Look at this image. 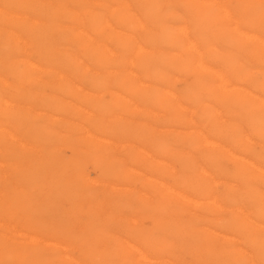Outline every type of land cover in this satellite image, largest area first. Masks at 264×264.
<instances>
[{
	"label": "bare ground",
	"instance_id": "6f19581e",
	"mask_svg": "<svg viewBox=\"0 0 264 264\" xmlns=\"http://www.w3.org/2000/svg\"><path fill=\"white\" fill-rule=\"evenodd\" d=\"M50 1L52 2V0H49V2ZM6 2H4L3 5H5ZM240 2H238V3H240ZM255 2L256 1H254V3ZM9 3H6V4L10 5ZM259 4H258V6H259ZM12 5H15V3ZM16 5H17V3H16ZM46 5H48V3ZM59 5L61 7H63L62 3ZM79 5H82V4H79ZM124 5H126V4H124ZM124 5H122V6H124ZM184 5H186V4H184ZM189 5L191 6V4H189ZM219 6H220V4H219ZM253 6H257V5L253 4ZM42 7L40 9H42ZM125 7H127V6H125ZM13 8H16V7H13ZM33 8H35V7H33ZM60 8H59V10H60ZM63 8H62V10L64 11L65 9H63ZM79 8H81V7L79 6ZM45 9H46V7H45ZM53 9H54V7H53ZM73 9H71V10H73ZM260 9H263V8L260 7ZM18 10H20V9H18ZM49 10H48L47 14H49ZM125 10L126 9H124V7H122L121 11H123V13ZM194 10H196V9H194ZM234 10H233V12H234ZM237 10H239V8ZM56 11H58V10L56 9ZM63 11H60V13H62ZM222 11L226 15V17L229 15L228 13H225L227 10L224 11L222 9ZM35 12H36V9H35ZM238 12H240V10ZM254 12L256 13V10ZM248 13H250V12H248ZM33 14H34V12H33ZM39 14L37 16H41ZM224 14H223V16H225ZM66 15H67V13H66ZM95 15H96V13H95ZM120 15L123 16L122 13ZM128 15H125L126 17H123V18H127ZM259 15H257V16H259ZM74 16H73V18H74ZM230 16H232V15H230ZM9 17H7L8 20H9ZM48 17H50V16H48ZM55 17H56V15H55ZM55 17H50V18H55ZM57 18H59V17H57ZM95 18H97V17H95ZM255 19H256V17H255ZM255 19L253 18V20H255ZM5 20H7V19L5 18ZM31 21H32L31 23L34 25L33 22H35V20L34 21L31 20ZM14 22H15V20H14ZM55 22H56V20H55ZM8 23H11V22H8ZM22 23H24V21ZM31 23H29V24L31 25ZM41 23H39V24H41ZM92 23H94V21ZM92 23H91V25H92ZM94 24H96V22ZM94 24L92 26H94ZM232 24H234V23H232ZM252 24H253V22L251 21V19L250 20L248 19V23H246L244 25L245 26L244 29L234 27V30H233V28H232L233 32L235 30H238V32H236V34H238V35L234 37L232 34L233 32H231L232 38H229V35H228V37H226L229 40L228 44H231V45H234L237 47L239 46L238 48H240V47H243V45H245L246 43H248L250 41V39H254L256 42L264 43V40L261 37L254 36L255 34L249 35L248 30L249 29L251 30ZM263 24L264 23H262V25ZM30 25H29V27H30ZM45 25L47 26L48 24H45ZM52 25H54V24H52ZM106 25H108V23H106ZM139 25H141V24H139ZM225 25H226V23H225ZM229 25H230V23H229ZM27 26H28V23H27ZM41 26H43V25H41ZM50 26H51V24H50ZM50 26L48 28H51ZM231 26H233V25H231ZM38 28H39V26H38ZM109 28H112V27L110 26ZM30 29H32V27ZM179 29H181V30L178 33L184 34V33H181V31L184 32L183 30H185L186 28L183 30H182V28H179ZM24 30L26 31V28H24ZM53 30H58V29L54 28ZM145 30L146 29H144V31ZM227 30L230 31L231 27H229V29L227 28L226 30H224V32H226ZM40 31H41V29H40ZM59 31L61 33L60 29L57 32H59ZM257 31H259V29ZM8 32L11 34L10 30ZM27 32H29V29ZM34 32H36V31L34 30ZM37 32L39 33L38 30H37ZM145 32H143V34ZM196 32L197 31H195V33ZM220 32H221V28H220ZM31 33H33V32H31ZM53 33H56V32H53ZM35 34L38 35L37 33H35ZM44 34H46V33H44ZM173 34H174V32H173ZM47 35H48V33L45 36H47ZM144 35H146V34H144ZM45 36H43V37H45ZM127 36H129L130 37L129 39H131V40L134 39L130 35H127ZM127 36H125V37L128 39ZM195 36L197 37L198 35L195 34ZM43 37H41V38H43ZM57 37L58 36H56V38ZM182 37H183V35H182ZM16 38H17L16 42L17 41H18V43L23 42L24 47H25L26 40H22L17 35H16ZM33 38H34V36H33ZM35 38H37V37H35ZM41 38H39V40ZM46 39H47V37H46ZM36 41L38 42L37 39H36ZM172 41H174V40H172ZM177 41H179V39ZM208 41H210V40H208ZM3 42H4V40H3ZM41 42L39 41V43L43 44L42 40H41ZM201 42L202 41L200 40V43ZM39 43H38V45H39ZM45 43H47V42H45ZM206 43H208V42H206ZM51 44H56V43H51ZM187 44H186V47L187 46L189 47L190 44L189 45H187ZM4 45H5V43H4ZM34 45L38 46L37 44H34ZM58 45H59V43L57 44V46ZM192 45H193V43L191 44V46ZM98 46H100V45H98ZM44 47H48V46L45 45ZM177 47H178V45H177ZM182 47H184V45ZM7 48H8V46H7ZM138 48L140 49V46ZM217 48H219V47H217ZM217 48H216V50H217ZM221 48L222 47H220V49ZM233 48L231 50H233ZM51 49H54V48H51ZM51 49H49V50H51ZM105 49L108 50V47H105ZM139 49H138V51H140ZM192 49L194 50L193 46H192ZM229 49H230V47H229ZM235 49H237V48H235ZM252 49H254L252 51L256 50L253 47H252ZM257 49L258 50H256L255 52H258L261 50L260 48H257ZM4 50H5V48H4ZM46 50H48V48ZM142 50L144 51V49H142ZM225 50L226 49H224V52H225ZM34 51H35V49H34ZM53 51H51V52H53ZM196 51H197V49H196ZM236 51L238 52V50H236ZM246 51L249 52L248 50H246ZM240 52L242 53L243 51H240ZM8 53H10V52H8ZM48 53H50V52L48 51ZM62 53L63 52L61 51V54ZM186 53H189V52H186ZM241 53H240V56H241ZM10 54H11L10 56H12V53H10ZM51 54H53V53H51ZM259 54L258 53L256 54L257 57L259 56ZM14 55H13V57H14ZM18 55H19V53H18ZM59 55L57 57H59ZM110 55H111V53H110ZM191 55H193V54H191ZM199 55L201 56V53ZM228 55L226 57H228ZM4 56H5V58L10 57V56H7L5 54H4ZM188 56H190V55H188ZM188 56H187V58H190V57L192 58V56H190V57H188ZM218 56L219 55H217V52H216L215 53V58H216L215 63L217 65L216 66L217 69H213V72H212L213 77L211 76L213 78L212 81H214V79H215L216 80L215 82L219 83V85H217V86L215 84L216 87L212 86V87H214V89L216 88L214 90V93H212L210 95L207 94L205 91L206 89H204V88H206V86L204 88H202V86L197 87V88H194V87L190 88L189 87V88H187V91L184 94L185 101L183 100L182 97H178V98L174 97L169 92V95L170 96L172 95L173 97L171 96V98L169 99L168 97L165 96L166 99L159 100L158 101L159 103L157 102L158 103L157 105L161 106L166 112V115L163 116V119H162L163 120L162 126L164 127V129L167 132H171V130L173 129L172 131L173 132L176 131L175 133L178 137H184L185 138V144H184L185 148H183V149H181V148L176 149L177 147L174 149L170 146V144L168 142L163 141V140H156V141L151 143L148 141V139L146 137H142V136L138 135L137 133H134L133 127L131 125L129 126L128 123H126V125H123V126L120 125L119 127L111 128V127H108V125L111 122L110 120H108V121H110L109 124H106V122L102 118H99V117H97L91 113H88V112L86 113V116H84L82 119L78 118V120H80L79 123L77 124L78 131L80 133L79 135H81V137L86 141V143H87L86 151L88 149V152H89V153L84 154L86 156V158H88L89 161L90 160L93 161L94 166L99 168L100 172L111 171V174L113 175V177L115 176L119 180L120 186L128 187L127 194L125 197L128 196V197H132L133 199L140 198L141 195H143V194L138 190L137 187L142 185L144 188H146V189L148 188V190L150 189V191L157 198L156 199L154 197L156 199L155 205L150 206L147 204V202H145V203H142L139 205L140 208L139 207H136V208L133 207V204H132V207L130 208V205H129L130 202H129V204H127L128 201L126 199H125V202L118 199V203L120 204V206L122 208L127 207V208L133 210L134 212L138 208L140 209V211L138 209V211H136L135 214L133 213L134 215H136L137 212H139L138 215L140 217L134 216L132 221L129 220L132 223V225L134 224L135 227L126 228L124 225H121L120 230H119L120 232H118L117 236H109L108 235V238L105 239V243L102 242L104 244L101 243V245L100 244L98 245L100 247V249L98 248V246L95 248L93 243L98 240L97 234L99 235V233H101L103 231L96 230V227L94 224L96 219L94 217L89 218L90 221L88 223L86 222V224L83 226V229L85 227L86 230H84V232H82V233L75 232L74 230L71 231L72 228L70 229V233H69L67 230L63 231L62 229L51 228V229L55 230V231H52L48 227H43V225H45V223H44L45 222L44 221L45 216L42 220L39 218V215L38 216H32L34 214L27 215L28 213H26L27 216L23 217L24 215H22L23 218L17 219L16 213H15V210H16L15 206L16 205L14 203H18V202L10 201V197H9L10 186L7 184V187L4 185L3 192L0 195V264H113L111 259L113 260L114 258H115L114 259L115 262H116V260H118L119 262H121V264L130 263L132 261V259H134L136 262H138V264H240V261H238V260H241V259H238L239 256L242 258V260L246 259L247 264H264V146H263L264 142L262 141L263 145L262 144H256L253 141L254 140L253 139V130L251 129V127L253 125H255L258 130L259 129L264 130V122H263L264 121L263 120L264 110L261 111L263 114L257 113L255 110H253L252 107L254 104L253 103L254 95L251 91H252V84L254 82L252 83V81H251L252 78L248 74L245 73L246 69L241 70L242 69L241 65L238 63V61H235L236 56H235V59H233V60L230 58H226L225 62L221 59V57H218ZM220 56H221V53H220ZM231 56H232V54H231ZM24 57H25V55H24ZM60 57L58 59L62 60V58H60ZM199 57H198V59H199ZM229 57H230V55H229ZM259 57L261 58L262 56H259ZM42 58H43V56H42ZM70 58H71V55H70ZM7 59L8 58H6V60ZM251 59H252V56H251ZM253 59H254V57H253ZM13 60L14 59H12L11 61H13ZM38 60H39V58H38ZM44 60H46V56H45ZM79 60H80V64H81V62H82L81 59H78L76 61H79ZM181 60L179 61V63L181 62ZM256 60H254V61H256ZM8 61H9V59H8ZM184 61L182 60V62H184ZM198 61H200V60H198ZM47 63L49 64L48 61L46 62V64ZM252 63L249 65H252ZM7 64H9V63H7ZM7 64H5V65H7ZM12 64L10 66H14ZM149 64L151 65L152 63H148V65ZM52 65H54V63ZM148 65H146V66L149 67ZM155 65H153V66L155 67ZM180 65H181V63H180ZM65 66H68V64ZM158 66L160 67L159 64H158ZM181 66L183 67V65H181ZM199 66H200V64H199ZM257 66H258V63H257ZM32 67L37 68L38 66H36V64H34L33 62H31L28 59L25 61H23V60L19 61V64H18V66H16V69L18 68V75H19L20 79H22L24 77H25V79H28L29 76L26 77V75L28 74V70H30V68H32ZM255 67L256 66H253L254 69H255ZM260 67H259V70H260ZM13 68L15 69V67H13ZM204 68H205V66H204ZM246 68H248V67H246ZM6 69H5V72H6ZM37 69H39V67ZM250 69H251V67H250ZM262 69H263V67H262ZM47 70H50V69L47 68ZM78 70H80V69L78 68ZM81 70H83V69H81ZM85 70H86V68H85ZM10 71L8 70L7 73ZM243 71H245V72H243ZM1 72H2V68H1ZM15 72H16V70H15ZM31 72H33V71H31ZM69 72H71V71H69ZM205 72L211 73V71L208 69H205ZM12 73H14L13 70H12ZM72 73H74V72L72 71ZM75 73H76V71H75ZM42 74L44 75L46 73H42ZM51 74H53V72ZM58 74H59V72H58ZM150 74L152 75L153 73L152 72L148 73V76H150ZM79 75H81V74H79ZM158 75L156 74V76L155 75H152V76L153 77L155 76L158 78L159 77ZM9 76H11V75H9ZM135 76L138 79V76L137 75H135ZM57 77H59V79H60L61 74ZM86 77H87V79L92 78V77H88L87 75H86ZM195 77H197V76H195ZM80 78H83V75ZM84 78H85V76H84ZM94 78L92 79V81L94 80L97 82L98 79L95 80ZM160 78H162V77H160ZM102 79L104 81V78H102ZM146 79H148V78H146ZM8 80H10L9 77H8ZM14 80L16 81V86L18 85L17 83L22 81V80H20L19 82H17L16 79H14ZM99 80H100V78H99ZM151 80H154V79H151ZM199 80H202V79H199ZM255 80L257 82L258 79H255ZM260 80H259V82H260ZM192 81H194V80H192ZM6 82L7 81H4L2 83H6ZM26 82H27V80H26ZM36 82H37V80H36ZM62 82H64V81H62ZM79 82H80V80H79ZM90 83L92 84V82H90ZM97 83H99V81ZM55 84L57 85V81ZM94 84H95V82H94ZM137 84H140V82ZM229 84L232 86H231V88L229 87V89H228V88H226V86ZM37 85H38V83H37ZM62 85H64V84H62ZM126 85L129 86V84H126ZM200 85H202L201 81H200ZM100 86H101V84H100ZM141 86H142V84H141ZM38 87H36V88H38ZM77 87H79V85ZM113 87H114V84H113ZM130 87H132V86H130ZM255 87H257V86H255ZM7 88H8V85H7ZM19 88H21V87H19ZM66 88L67 87H65L64 90ZM117 88H119V87H117ZM146 88L149 89V91H151L150 86H146ZM11 89L15 93V96H16L15 98H6L3 95H1V93H0V108L4 114V118L0 119V149H5L6 154L12 156L11 158H12L13 162H14L13 156L15 155V149H21V148L25 147L24 140L32 141L36 145L33 147V149H38V150L39 149H43V150L45 149L44 152L46 154H43V155H46V156H45V158H42V160L46 159V157L48 155H51L52 151H48V149H56L57 144L66 145V149H70L69 151H70V155H71L72 149H74V150L76 149L75 146L72 144V143H74V142H72L73 141L72 136H73V134H78V133H72L73 131L70 130V132L72 133V136L65 135L66 133L64 135H61L62 133H59V135H58V133L54 132L52 130V128H51L52 132L46 133L47 129L49 127L46 126L47 129H45L44 123H41L43 126H38V127H35L32 124L29 126V124H28V126H29L28 127L27 124H25L27 122H24L25 119L22 118V116H21V113H22V114H24L23 116L26 117L25 114L28 113L27 112L28 108L25 109L26 107H24V104L26 103L24 97H27V96L23 95L25 91L20 92V90L18 88H14V87L10 88V90ZM54 89L55 88H53V90ZM75 89L73 91V94H74L73 98H75V94L77 93V90H75ZM91 89H92V86H91ZM95 89H97V88H95ZM68 90H72V89H68ZM201 90H204L205 92L204 91L201 92ZM149 91H148V93H149ZM10 92H8V93H10ZM82 92H85V90ZM82 92H81V94H83ZM110 92H112V91L110 90ZM11 93H13V92H11ZM60 93H62V92H60ZM127 93H129V92H127ZM163 93L165 94V91ZM232 93H236V94H232ZM104 94H106V93H104ZM229 94H232V97L230 99L228 98ZM30 95L32 96V94H30ZM48 95H46V96H48ZM63 95H64V93H63ZM92 95H90V98L93 97ZM108 95H110V93ZM40 96L43 97L44 95L40 94ZM58 96H53V99L60 98ZM71 96L72 95L67 96L62 105L73 106L77 110L80 109V107H79L80 101L76 99L77 101H79V103H77V104L72 103L73 98ZM118 96L119 97L116 98L117 103L120 106H122V109L126 110V108L129 107L130 110L135 111V112L137 111L138 107L135 108L136 105L133 106L135 104V102H132L129 97L127 98V97L122 96V95L121 96L118 95ZM131 96H133V98H134L135 95H131ZM153 96L156 97L157 93H153ZM42 97H40V98L43 99ZM162 97H164V96H162ZM96 98H98V97H96ZM46 99L44 97V99L40 100L39 103L37 102L39 104L38 106H40V108H41V106H42V108L43 107L46 108V105H48ZM159 99H160V97H159ZM171 99H174V100H171ZM27 100H29V99L27 98ZM102 100H104V99H102ZM155 100H157V99H155ZM58 102H60L59 99H58ZM81 102L83 104H85L82 100H81ZM139 102H140V100H139ZM260 102H263V101H260ZM34 103H36V100L34 101ZM51 104L52 103L50 102V106H51ZM106 104L107 103L104 102L103 105H106ZM144 104L145 103H142V105H144ZM86 105L91 106L93 109L94 108L95 109L100 108L99 110H101V112L103 113L102 103L99 106V104H97V103L95 104L93 101H87ZM109 105L111 106V104H109ZM262 108L264 109V106H262ZM49 109H50V107L47 110H49ZM106 109H108V108H106ZM110 109L111 108L109 107V109H108L109 112H110ZM122 109H120L121 112L123 111ZM145 109H147V108H145ZM197 109H201V111H202V115H200L199 117H196V114H195ZM25 110H26V112H24ZM53 110L54 109H52V112H54ZM85 110L82 109L83 112H85ZM101 112L99 114L104 115ZM109 112H108V114H109ZM142 112H143V110H142ZM146 112H148V109L146 110ZM149 112L152 113V111H150V110H149ZM34 113L38 115V113H36V112H34ZM34 113H32L31 115L33 116ZM153 113H155V112H153ZM253 113H255V114H253ZM106 114H107V112H106ZM258 114H260L263 118H261V117L259 118ZM65 115H68V114H65ZM80 115H81V113H80ZM237 115H242V118L240 120H237V118H238ZM27 116H29V115H27ZM68 116H70V115H68ZM137 116H139L138 113H137ZM0 117H1V115H0ZM119 118H120V115H119ZM129 118H130V116H129ZM141 119H142V123H144L145 121H143V119H145V118H141ZM124 120L123 121L126 122V119H124ZM138 120H140V119H138ZM148 122H151V121H148ZM33 123H34V121H33ZM38 123H40V122H38ZM38 123H36V124H38ZM47 123H48V121H47ZM59 123H60V121H59ZM139 123H141V121ZM155 123H157V122H155ZM157 124H161V123L158 122ZM155 125L156 124H153L154 129H156ZM63 126H64V124H63ZM70 126H69V128H70ZM149 126H150V124H149ZM156 126H158V125H156ZM158 128H159V126H158ZM49 130H50V128H49ZM63 130H64V128H63ZM260 132L261 131H259V133ZM144 134H145V136H147L146 133H144ZM254 137H256V136H254ZM257 139H258V137H257ZM113 140H118V141H120V143L122 142L121 144H124V146L123 145H121V146H123L125 148V150L126 149H133L129 153L130 154L129 157H128V154L126 155L128 157V160H126V161H129V163H130V164L128 163L129 164L128 167H122V165H123L122 161L123 160H120V159H116V160L113 159L114 161L112 164H107L105 162V160L101 159V157H103V155H100V154L103 151L100 152V150H98V149H103L104 146H106L107 144L110 146L114 145ZM259 140H260V138H259ZM259 140H258V142H260ZM64 141H65V143H58V142H64ZM170 142H173V141H170ZM115 145H117V144L115 143ZM79 147H81V146H79ZM112 147H115V146H112ZM178 147H180V146H178ZM83 148H85V147H83ZM46 149H47V151H46ZM57 149L60 150V148H57ZM105 150H107V149H105ZM19 152H21V151H19ZM39 152H40V150H39ZM30 153H31V151H30ZM77 153H73V155L75 156ZM122 153H123V151L121 152V155H122ZM66 154H67V152H66ZM115 154H116V152H115ZM43 155H42V157H43ZM78 155H79V153H78ZM82 155H83V153H82ZM104 155H106V154H104ZM67 156L69 157V154ZM29 157L26 159H30ZM68 157H67V159H69ZM77 157L80 158V156H77ZM21 158L23 159V157H21ZM21 158L17 159V163L20 164V162H21L20 165L22 166V162L24 159L22 160ZM50 158H52V157L50 156ZM20 159L22 161L18 162ZM47 159L49 160V158H47ZM73 159H72V161H73ZM81 159H83V157H81ZM52 160L53 159H51L50 161H52ZM2 161L4 162V160H2ZM70 161H71V158H70ZM72 161H71V163H73V165H74L76 162L75 161L72 162ZM9 162H10V160H9ZM15 162H16V160H15ZM58 162L63 163L65 165H67L69 163L68 160L66 161V159L58 160ZM31 163H33V162H31ZM40 163H41V160H40ZM90 164H92V163H90ZM29 165L31 166L30 163H29ZM60 165H62V164H60ZM73 165L71 167H73ZM79 165H81V164H79ZM0 166H2V165H0ZM9 166H11V165L9 164ZM125 166H127V165H125ZM85 167H86V164H85L84 168ZM47 168H48V166H47ZM12 169H13V167H12ZM26 170H27V167H26ZM30 170H31V167H30L29 171ZM51 170H53V169H51ZM60 170H61V168H60ZM78 170H80V169H78ZM17 171H18V169H17ZM29 171H28V173H29ZM44 171L47 173L48 170L47 171L44 170ZM76 171H77V169H76ZM76 171L73 172L74 175H76ZM37 172H38V170H37ZM85 172L86 171H84V173ZM88 173H90V172H88ZM49 174H47V175H49ZM51 174H52V172H51ZM12 175H13L12 177L17 175L16 171H15V175H14V173ZM23 175H27V174H23ZM65 175H67L66 176L67 178L71 177L70 174L69 175L65 174ZM65 175H63L64 177L61 175V177H63V179H64ZM19 176L22 177V175H17V177H19ZM19 178H17V179H19ZM85 179H87V178H85ZM99 179H101V178H99ZM28 180H29V178H28ZM103 180H105V179H103ZM17 181H19V180H17ZM20 182H19V185L17 184L18 186H20ZM45 182H47V181H45ZM67 182H69V181H67ZM67 182H65L66 184L64 183V185H63V182L59 181V185H58V186H60L58 188V191L63 192V194H65L66 196H68V192H66V191H72L73 190L71 187L70 188L68 187ZM82 182H83V180H82ZM88 182L93 183L90 181H88ZM74 183H77V180ZM15 184H16V182H15ZM15 184H13V186H15ZM43 184H46V183H43ZM71 184H72V182H70V185ZM22 186H20V188ZM85 186H87V185H85ZM44 187L46 190V186H44ZM28 188H29V186H28ZM111 189H113V188H111ZM95 190L97 192V189H95ZM17 192L19 193V191H17ZM25 192L28 194H31L30 192H28L26 190H25ZM34 192L36 193V191H34ZM104 193H105L104 196L108 195L106 192H104ZM32 194H31V196H32ZM59 195H60V193H59ZM13 196H16V195H13ZM17 196L18 197L22 196V194L17 195ZM42 196H45V195L43 194ZM121 196H122V194H121ZM88 197H86V198H88ZM101 197H102V193H101ZM23 198L20 199L21 202L24 200ZM31 198H35V197H31ZM36 198H39V197H36ZM143 198H145V197H143ZM15 199L17 200L18 198L13 197V200H15ZM65 199H66V197H65ZM243 199H244V202L246 201V203H244V204H242ZM241 200H242V203H241ZM247 200H248V202H247ZM84 201H83V203H84ZM94 201H95V199H94ZM126 201H127V203H126ZM32 202H34V201H32ZM42 202H41V204H42ZM70 202H72V201H70ZM101 202H102V199H101ZM101 202L99 205H101ZM22 203H23V206L25 207L26 205L30 204V200L25 199V201ZM58 203H59V200H58ZM78 203H80V202L77 201V204ZM107 203L109 204V202H107ZM35 204H37V202L36 203L34 202L33 205H35ZM38 204H39V202H38ZM38 204L35 206H38ZM66 205H68V207H69V204H66ZM91 205H92V203H91ZM91 205H89V208ZM61 206H62V204H61ZM30 207H31V205H30ZM105 207L101 210H104ZM80 208H82V206ZM62 209H63V207H62ZM64 209H65V207H64ZM106 209H107V207H106ZM110 210H111V207H110ZM25 211H27V209ZM59 211H58V213H59ZM61 212H63V210ZM123 212H125V210ZM19 213H21V212H19ZM80 213H81V211H80ZM89 213H91V212H89ZM97 213H100V211H98ZM111 214L113 215V213H111ZM111 214H110V216H111ZM122 214H120V215H122ZM125 214H127V213H125ZM72 215L74 216V214H72ZM60 217H62V216L60 215ZM63 217H65V216H63ZM90 217H92V216H90ZM122 217H124V216H122ZM49 218L51 219V216L46 217V220H48ZM12 219H17V221H12ZM110 219H111V217L109 218V220ZM121 220L122 219H119V221H121ZM18 221L20 223L17 226L15 223H18ZM60 221H61V219H60ZM104 221L105 220H103L101 222H103V224L108 223V222L104 223ZM120 223L122 224V221L119 222V224ZM125 224H126V222H125ZM100 226L102 228V224H100ZM51 227H52V225H51ZM97 228H99V227H97ZM105 228H106V225H105ZM112 228H114V226ZM80 229L82 230L81 226H80ZM22 230L28 231L27 234H22L21 233ZM115 230L116 229L114 228L113 231H115ZM10 231L11 232L13 231V233L15 232L17 234L16 235L11 234ZM168 231L170 233V239L168 238L169 241H167L163 238V234L165 232H168ZM8 233L11 234L12 237L9 236ZM102 234L100 235V238H102L103 236H106V234H108V233L104 232ZM13 236H15V237H13ZM18 236H21L25 240V242L26 241H28V242H26V243L22 242L21 243V242L16 241L15 239L19 238ZM243 240L246 242L245 245L247 243H249L251 246H253L255 248L256 259H253L252 256L248 255L247 252L243 250V247L239 248V245H240L239 243L244 242ZM100 241H102V240H100ZM249 244H248V246H249ZM75 245H78L81 248L77 251L75 250L76 251L75 254H73L72 252L67 253V250L69 247H71L72 249H76ZM45 246H52L56 250L55 255L53 256V254H50L49 252H45L46 251ZM107 248H109V249H107ZM248 248H250V246ZM247 251H249V250L247 249ZM61 253H64V255H60ZM49 257H51V258H49ZM243 258H245V259H243ZM116 264H118V263H116Z\"/></svg>",
	"mask_w": 264,
	"mask_h": 264
},
{
	"label": "rangeland",
	"instance_id": "374dc122",
	"mask_svg": "<svg viewBox=\"0 0 264 264\" xmlns=\"http://www.w3.org/2000/svg\"><path fill=\"white\" fill-rule=\"evenodd\" d=\"M34 1L35 2L37 1V2L35 3ZM254 1H256V2L254 3ZM0 2H1L0 3V10L2 11V12L0 11V54H1L0 57L2 58V59L0 58V74H1L0 75V81H1L0 82V93H1V95H3L6 98H15L16 96H15L14 91L12 89L10 90V88H12V87L18 88L20 90V92L25 91L24 94L22 93L24 96H27V97H24V99L26 101V103L24 104V107H26L25 109L28 108L29 110L27 109L28 113L25 114L26 117L23 116L24 114H22V113H21V116H22V118L25 119L24 122H27V123H25V124H27V126H28V124H29V126L32 124L33 126L38 127V126H43L41 123H44L45 129H47L46 126L50 128V130H49V128L47 129L46 133L52 132V130L54 132H57L58 135H59V133H62L61 135H64L66 133L65 135L72 136V133H78V134H73V136H72L73 137L72 142H74V143H72V142L71 143L75 146L76 149L75 150L72 149L71 155H70V151H69L70 149H66V145L57 144L56 147L60 148V150L57 148L56 149H48V151H52V152H51V155H48L49 157L47 156L46 159H43L44 161L42 160V158H45V156H46V155H43V154H46L44 152L45 149L44 150L39 149L40 152L38 149H33V147L36 145L30 140L29 141L24 140L25 147H23L21 149H15V155L13 156L14 162L11 158L12 156L6 154L5 149H0V160L1 159L4 160V162L2 160L0 161V165H2V166H0V195L3 192L4 185L7 187V184H8L10 186V188L8 187L10 190V194H9L10 201L18 202V203H14L16 205V206L15 205L14 206L16 208L15 213H16L17 219L23 218V217L30 215V214H34L32 216H38L39 215V218L43 220V218L45 216V218H44L45 225H43V227H48L49 229H51V228L62 229L63 231L67 230L69 233H70V229L72 228L71 231L74 230L75 232L82 233V232H84V230H86L85 227L83 229V226L86 224V222L88 223L90 221L89 218L94 217L96 219V221L94 223L96 230L103 231V232L99 233V235L97 234L98 237L96 236L99 241L97 240L96 242L93 243L95 248L99 244L101 245L102 242L105 243V239L108 238V235L109 236H117L118 232H120L119 230H120L121 225H124L126 228L135 227L134 224L132 225V223L129 220L132 221L134 216L140 217L138 215L139 212H137V214L134 215L135 212L138 211V209L140 208L139 205L147 202L148 205L153 206V205H155L157 198L150 191V189L148 190V188L147 189L144 188L141 184H140L141 186L137 187L138 190L143 194V195H141L140 198L133 199L132 197H128V196L125 197L127 194L128 187L120 186L119 180L115 176L113 177V175L111 174V171L100 172L99 168L94 166L93 161L90 160L91 161L90 162L89 159L86 158V156L84 154L89 153V152H88V149L86 151V147H87L86 141L81 137V135H79L80 133L78 131L77 124L79 123L80 120H78V118L82 119L84 116H86V113L88 112V113H91V114H93L99 118H102L106 122V124H109V122L111 121L109 124L110 126L108 125V127H111V128L119 127L120 125L123 126V125H126V123H128L129 126L131 125L133 127L134 133H137L138 135H140L142 137H146L148 139V141L151 143L156 141V140H163V141L168 142L170 144V146L174 149L176 147H177L176 149H180V148L183 149V148H185V146H184L185 138L184 137H178L175 133L176 131H174V132L172 131L173 129L171 130V132H167L164 129V127L162 126L163 125L162 119H163V116L166 115V112L161 106L157 105L159 103L158 101L164 100V99H166V97H168L170 99L172 95L174 97H177V98L182 97L183 100L185 101L184 94L186 93L187 88H189V87L190 88L191 87L197 88V87L202 86V88H204L206 86V88H204V89H206L205 91L207 94L210 95V94L214 93V90L216 89V88L214 89V87L219 85L218 82H215L216 81L215 79H214V81H212L213 80V78H212L213 77L212 76L213 69H217V67H216L217 65L215 63V61H216L215 53L216 52H217V55H219L218 57H221V59L224 62L226 61V58H230L233 60V59H235V56H236L235 61H238V63L241 65V67H242L241 70L246 69V72L245 71H243V72L248 74L253 79V80L251 79L252 83L254 82L252 84V91H251L254 95V98H255V99L253 98L254 104H253L252 108L257 113L263 114L261 111L264 110L262 108V106H264V86H263L264 85V62H263L264 61V57H263L264 56V47H263L264 43L256 42L254 39H250V41L248 43H246L245 45H243V47L238 48L239 46L237 47V46L228 44L229 40L226 37H228V35H229V38H232V36H231L232 34L234 37L237 36L238 34H236V32H238V30H235L234 31L235 33H234L233 32L234 27L244 29L245 28L244 25L246 23H248V19L249 20L251 19L253 24L251 26V30L250 29H249L250 31L248 30L249 35L255 34L254 36H259L264 40V38H263L264 37V35H263L264 34V24L262 25V23H264V13H263L264 12V0H52V2L51 1L49 2V0H20V1L19 0H0ZM4 2H6V3L10 2L9 3L10 5H7L6 3H5V5H3ZM238 2H240V3H238ZM14 3H15V5H12ZM16 3H17V5H16ZM47 3H48V5H46ZM61 3H62V6L64 8L59 5ZM79 4H82V5H79ZM124 4H126V5H124ZM184 4H186L187 6ZM189 4H191V6ZM219 4H220V6H219ZM253 4L257 5V6H253ZM258 4H259V6H258ZM49 5L50 6L52 5V6L50 7ZM122 5H124V6H122ZM79 6L81 8H79ZM125 6H127V7H125ZM13 7H16V8H13ZM33 7H35V8H33ZM41 7H42V9H40ZM45 7H46V9H45ZM53 7H54V9H53ZM122 7H124V9H126L124 11V13H123V11H121ZM260 7L263 9H260ZM59 8H60V10H59ZM62 8L65 9L66 11L65 10L63 11ZM238 8H239L241 13L238 12L239 11V10H237ZM18 9H20V10H18ZM35 9H36V12H35ZM56 9L58 11H56ZM71 9H73V10H71ZM194 9H196V10H194ZM222 9L224 11L227 10L225 13H228L229 17L228 16L226 17V15L222 11ZM48 10H49V14H47ZM233 10H234V12H233ZM255 10H256L257 14L254 12ZM60 11H63V12L60 13ZM33 12H34V14H33ZM65 12L67 13V15ZM246 12L247 13L250 12V13H248L250 16ZM95 13H96V15H95ZM121 13L123 14V16L120 15ZM38 14L41 16H37ZM54 14L56 15V17ZM223 14L225 16H223ZM47 15L50 17H55V18H50ZM125 15H128L127 18H123V17H126ZM230 15H232V16H230ZM257 15H259V16H257ZM73 16H74V18H73ZM7 17H9V20ZM57 17H59V18H57ZM95 17H97V18H95ZM255 17L257 20L255 19ZM5 18L7 20H5ZM253 18L256 21L253 20ZM14 20L16 23L14 22ZM31 20H33V21L35 20V22H33L34 25L31 23L32 22ZM55 20H56V22H55ZM23 21H24V23H22ZM93 21H94V23L96 22V24L92 23ZM8 22H11V23H8ZM27 23H28V26H27ZM29 23H31V25ZM39 23H41V24H39ZM91 23H92V25L94 24V26H92ZM106 23H108V25H106ZM138 23L141 25H139ZM225 23H226V25H225ZM229 23H230V25H229ZM232 23H234V24H232ZM45 24H48L49 26L51 24L50 27L52 29L48 28L49 26L48 25L46 26ZM52 24H54V25L56 24V25L54 26ZM29 25H30V27H29ZM41 25H43V26H41ZM231 25H233V26H231ZM38 26H39V28H38ZM110 26L112 28H109ZM31 27H32V29H30ZM229 27H231V30L230 31L227 30L226 32H224V30H226L227 28L229 29ZM24 28H26V31L24 30ZM54 28L58 29V30L60 29L61 33H60V31L57 32L58 30H53ZM179 28H182V30L183 29L186 30V31L183 30L184 32L181 31V33H184V34L178 33L181 30ZM220 28H221V32H220ZM232 28H233V30H232ZM28 29H29V32H27ZM33 29L36 32H34ZM40 29H41V31H40ZM144 29H146L145 31L147 33L144 31ZM258 29H259V31H257ZM9 30H10L11 34L8 32ZM37 30L39 31L40 34L37 32ZM195 31H197V32L195 33ZM31 32H33V33H31ZM43 32L46 34L48 33V35L45 36L46 34H44ZM53 32H56V33H53ZM143 32H145L144 34H146V35H144ZM173 32L175 35L173 34ZM231 32H233V33L231 34ZM35 33H37L38 35H36ZM194 33L198 36L196 37ZM16 35L19 36L22 40H26V44H25L26 48L24 47L23 42L22 43H18V41L16 42V40H17ZM127 35L132 36V38H134L135 40L129 39L130 37ZM182 35H183V37H182ZM33 36H34V38L35 37H37V38L34 39ZM43 36H45V37H43ZM56 36H58V37L56 38ZM125 36H127L128 39ZM38 37L39 38L43 37V38H41L39 40ZM46 37H47V39H46ZM2 39L4 40V42ZM36 39L38 40V42L36 41ZM178 39H179V41H177ZM41 40L43 41V44H41L42 43ZM172 40H174V41H172ZM200 40L202 41L201 43H200ZM204 40L205 41L207 40L206 42H208V43H206ZM208 40H210V41H208ZM39 41L41 43H39ZM45 42H47V43H45ZM191 42L193 43L192 46L194 47V50L192 49V46H191L192 43ZM4 43H5V45H4ZM38 43H39V45H38ZM51 43H56V44H51ZM58 43H59V45L57 46ZM34 44H37L38 46H35ZM97 44L100 46H98ZM186 44L187 45L190 44L189 47L187 46L188 48L186 47ZM45 45L48 47H44ZM177 45H178V47H177ZM183 45H184V47H182ZM7 46H8V48H7ZM139 46H140V49L138 48ZM105 47H108V50L105 49ZM217 47H219V48H217ZM220 47H222V48L220 49ZM229 47H230V49H229ZM252 47L255 48L256 50H258L257 48H260L261 50L258 52H255L256 50L252 51V50H254V49H252ZM4 48H5V50H4ZM47 48H48V50H46ZM51 48H54V49H51ZM216 48H217V50H216ZM232 48H233V50H231ZM235 48H237V49H235ZM34 49H35V51H34ZM49 49H51V50H49ZM138 49L140 51H138ZM142 49H144V51ZM196 49H197V51H196ZM224 49H226L225 52H224ZM236 50H238L239 53ZM246 50H248L249 52H247ZM48 51L50 53H48ZM51 51H53V52H51ZM61 51L63 52L62 54H61ZM240 51H243V52L241 53ZM8 52L12 53V56H10L11 54ZM54 52L56 54L57 53L58 54L56 55ZM186 52H189V53H186ZM3 53L7 56H10V57H6L9 59V61H8V59L6 60ZM18 53H19V55H18ZM51 53H53V54H51ZM110 53H111V55H110ZM200 53H201V56L199 55ZM220 53H221V56H220ZM240 53H241V56H240ZM257 53L258 54L260 53L259 56H262L263 58L262 57L260 58L259 56H258L259 57L258 58L256 55ZM191 54H193V55H191ZM228 54L230 55V57ZM231 54H232V56H231ZM13 55H14V57H13ZM24 55H25V57H24ZM58 55H59V57L61 56L60 58H62V60L58 59L59 58V57H57ZM70 55H71V58H70ZM188 55L192 56V58ZM227 55H228V57H226ZM250 55L252 56V59L254 57L253 60L251 59ZM42 56H43V58H42ZM45 56H46V60H44ZM177 56L178 57L180 56V57L178 58ZM187 56L190 57L191 59L187 58ZM198 57H199V59H198ZM38 58L40 61L38 60ZM12 59H14V60L11 61ZM27 59L30 60L31 62H33L34 64H36V66H38L40 70L37 69L38 67L37 68L32 67V68H30V70H28V74L26 75V77L29 76V78L25 79V77H24V78L20 79V77L18 75V68L16 69V66H18L19 61H21V60L25 61ZM78 59H81V61H82L81 64H80V60L76 61ZM181 59L183 61L184 60L185 61L182 62ZM180 60H181L180 63H181V65H183V67L179 63ZM198 60H200V61H198ZM254 60H256V61H254ZM47 61L49 62V64L48 63L46 64ZM156 62L160 65V67L158 66V64ZM7 63H9V64H7ZM53 63H54V65H52ZM148 63H152V64L148 65ZM251 63H252V65H249ZM257 63H258V66H257ZM5 64H7V65H5ZM11 64L14 66H10ZM67 64H68V66H65ZM199 64H200V66H199ZM146 65H148L149 67H147ZM153 65H155V67ZM203 65L205 66V68ZM83 66L86 68V70ZM253 66H256L255 69L253 68ZM13 67H15V69ZM246 67H248V68H246ZM250 67L252 70L250 69ZM259 67H260V70H259ZM262 67H263V69H262ZM1 68H2V72H1ZM6 68L9 71L10 70L11 71L7 73L8 70ZM47 68L50 70H47ZM78 68L80 70H78ZM5 69H6V72H5ZM81 69H83V70H81ZM205 69L210 70L211 73L205 72ZM12 70L14 73H12ZM15 70H16V72H15ZM31 71H33V72H31ZM51 71L53 72V74H51L52 73ZM69 71H71V72H69ZM72 71L74 73H72ZM75 71H76V73H75ZM150 71L153 73L152 75L156 76V74L157 75L159 74L158 75L159 77L158 78L155 76L153 77L151 74H150V76H148V73H151ZM58 72H59V74H58ZM42 73H46V74L43 75ZM60 74H61V77L59 79V77H57V76H59ZM79 74H81V75H79ZM134 74L138 76V79L136 78V76ZM9 75H11V76H9ZM82 75H83V78L85 76L84 79L80 78V77H82ZM86 75L88 77H92V78L87 79ZM195 76H197V77H195ZM8 77L10 80H8ZM160 77H162V78H160ZM34 78L37 80V82ZM93 78L95 80L98 79L97 82L99 81V83H97L94 80L92 81ZM99 78H100V80H99ZM102 78H104V81ZM146 78H148V79H146ZM150 78L154 79V80H151ZM14 79H16L17 82H19L20 80H22V81L17 83L18 85L16 86V81ZM199 79H202V80H199ZM255 79H258L257 82ZM26 80H27V82H26ZM79 80H80V82H79ZM192 80H194V81L196 80V81L194 82ZM259 80H260V82H259ZM4 81H7L8 83L7 82L2 83ZM56 81H57V85L55 84ZM62 81H64L65 83ZM200 81H201L202 85H200ZM90 82H92V84ZM94 82H95V84H94ZM139 82H140V84H137ZM32 83L33 84L35 83V84L33 85ZM37 83H38V85H37ZM96 83L99 86L101 84V86L99 87ZM62 84H64V85H62ZM113 84H114V87H113ZM126 84H129V86ZM141 84H142V86H141ZM215 84H216V86H215ZM7 85H8V88H7ZM78 85H79V87H77ZM254 85L257 87H255ZM18 86L21 87L22 89L19 88ZM91 86H92V89H91ZM130 86H132V87H130ZM146 86H150L151 91H149V89H147ZM212 86H214V87H212ZM231 86L232 85L229 84L226 86V88L229 89V87L231 88ZM36 87H38V88H36ZM65 87H67V88L64 90ZM117 87H119V88H117ZM53 88H55L56 90L55 89L53 90ZM95 88H97L98 90ZM68 89H72V90H68ZM74 89L77 90V93L75 94V98H73ZM84 90H85V92H82ZM110 90L112 92H110ZM10 91L13 93H11ZM148 91H149V93H148ZM164 91H165V94L163 93ZM203 91L204 90H201V92H203ZM8 92H10V93H8ZM60 92H62V93H60ZM81 92L83 94H81ZM108 92L110 93V95H108L109 94ZM127 92H129V93H127ZM169 92H170V94H172L171 96L169 95ZM63 93H64V95H63ZM104 93H106V94H104ZM153 93H157V96L154 97ZM30 94H32V96ZM40 94L44 95V96L42 97V96H40ZM51 94L53 96L59 95L58 97H60V98H58V99L60 102H58V99H53V96ZM89 94L90 95L93 94L92 95L93 97L90 98ZM130 94L135 95L134 98ZM232 94H236V93H232ZM232 94L228 95L229 99L232 97ZM46 95H48V96H46ZM70 95H72L71 97L73 98V99L71 98L72 103L77 104L80 101L79 107L81 110L78 109L79 110L78 111L73 106L62 105L64 100L66 99V97L70 96ZM118 95H120V96L122 95V96H125L127 98L129 97L132 102H135V104L133 106L136 105L135 108L138 107L137 111L136 112L132 111L129 109V107L126 108V110L122 109V106H120L117 103L116 98L119 97ZM162 96H164V97H162ZM40 97H42L43 99H44V97H45V99L47 98L46 101H47L48 105H46V108L48 109L50 107L51 110L50 109L47 110L44 107L42 108V106L40 108V106H38L39 101L43 100ZM96 97H98V98H96ZM136 97L140 100V102ZM159 97H160V99H159ZM27 98L29 100H27ZM144 98L145 99L147 98V99L145 100ZM76 99L79 101H77ZM102 99H104V100H102ZM155 99H157V100H155ZM35 100H36V103L38 102L37 104L34 103ZM81 100L85 104H83L81 102ZM171 100H174V99H171ZM87 101H93L95 104L96 103L99 104V106L102 103L103 113L101 112V110H99L100 108L99 109H97V108L93 109L91 106L86 105ZM260 101H263V102H260ZM50 102L52 103L51 106H50ZM104 102L107 104L103 105ZM142 103H145V104L142 105ZM109 104H111V106ZM107 105L111 108L110 112L108 110L109 107ZM144 107L148 109V112H146L147 109H145ZM106 108H108V109H106ZM52 109H54L53 111L55 113L52 112ZM82 109L83 110L86 109L85 112H83ZM120 109H122L123 111L121 112ZM141 109L143 110V112ZM149 110L152 111V113L149 112ZM105 111L107 112V114ZM24 112H26V110ZM34 112L38 113V115L35 114ZM100 112L104 115L99 114ZM108 112H109V114H108ZM153 112H155V113H153ZM32 113H34L33 116L31 115ZM80 113H81V115H80ZM137 113L139 116H137ZM65 114H68L70 116L65 115ZM195 114H196V117H199L200 115H202L201 109H197ZM253 114H255V113H253ZM0 115H1L0 119H3L4 114L1 110V108H0ZM27 115H29V116H27ZM119 115H120V118H119ZM129 116H130V118H129ZM237 116L239 118V119L237 118V120H240L242 118V115H237ZM258 117L263 118L260 114H258ZM141 118H145V119H143V121H145L144 122L145 124L142 123ZM124 119H126V122H124L125 121ZM138 119H140V120H138ZM108 120H110V121H108ZM263 120H264V118H263ZM33 121H34V123H33ZM47 121L49 124L47 123ZM59 121L61 124L59 123ZM140 121H141V123H139ZM148 121H151V122H148ZM38 122H40V123H38ZM155 122H157V123L159 122L161 124H157ZM36 123H38V124H36ZM62 123L64 124V126ZM149 124L153 129L149 126ZM153 124L158 125L159 128H158V126L155 125L156 129H154ZM68 125L69 126L71 125L70 128ZM254 126L255 125H253L251 127V129L253 130V139H254L253 141L256 144H262L263 145L264 130H261V129L258 130L256 128V126L255 127ZM51 128H52V130H51ZM63 128H64V130H63ZM70 130H72L73 132L71 133ZM259 131H261L260 132L261 134L259 133ZM144 133H146L147 136H145ZM254 136H256V137H254ZM257 137H258V139H257ZM259 138H260V140H259ZM258 140L260 142H258ZM170 141H173V142H170ZM113 142H114V145H112V146H115V147H112V146L107 144L106 146H104V148L107 150H105L104 148L98 149V150H100V152L103 151L100 154V155H103V157H101V159L105 160V162L107 164H112L114 161L113 159H115V160L120 159V160H123L122 161L123 162L122 167H128L130 163H129V161H126V160H128V157L130 155L129 153L133 149H126L125 150V148L123 147L124 144H121L122 142L120 143V141H118V140H113ZM58 143H65V141L64 142H58ZM115 143L117 145H115ZM121 145H123V146H121ZM79 146H81V147H79ZM178 146H180V147H178ZM83 147H85V148H83ZM19 151H21V152H19ZM30 151H31V153H30ZM46 151H47V149H46ZM122 151H123V153L121 155ZM66 152H67V154H66ZM77 152L79 153V155ZM115 152H116V154H115ZM73 153H77V154L74 156ZM82 153H83V155H82ZM68 154H69V157L67 156ZM104 154H106V155H104ZM127 154H128V157L126 156ZM42 155H43V157H42ZM50 156L52 158H50ZM66 156L69 159H67ZM77 156H80V158ZM21 157H23L24 160L28 157L30 159H26L27 161L26 160L24 161ZM81 157H83V159H81ZM19 158H21L24 162V163L22 162V166L20 165L21 164L20 161H22L21 159L18 161V162H20V164L17 163V159H19ZM47 158H49V160ZM62 158L66 159V161L68 160L69 165L68 164L65 165L63 163L58 162V160H63ZM70 158H71V161L74 158L73 161L76 162L74 165H73V163H71ZM51 159H53V160L50 161ZM9 160H10V162H9ZM15 160H16V162H15ZM40 160H41V163H40ZM28 162L31 164V166L29 165ZM31 162H33V163H31ZM84 163L86 164L85 168H84V166H85ZM90 163H92V164H90ZM9 164L11 166H9ZM60 164H62V165H60ZM79 164H81V165H79ZM72 165H73V167H71ZM125 165H127V166H125ZM47 166H48V168H47ZM12 167H13V169H12ZM26 167H27V170H26ZM30 167H31V170L29 171ZM60 168H61V170H60ZM17 169H18V171H17ZM51 169H53V170H51ZM76 169H77V171H76ZM78 169H80V170H78ZM37 170H38V172H37ZM44 170H46V171L48 170L47 173ZM15 171H16L17 175H22V177H20V176H19L20 178L17 177V175H15ZM28 171H29V173H28ZM50 171L52 172V174ZM74 171H76V175L73 174ZM84 171H86L85 172L86 174L84 173ZM88 172H90V173H88ZM13 173L15 175L14 177H12ZM22 173L27 174V175H23ZM47 174H49V175H47ZM65 174H68V175L70 174L71 177L70 178L68 177L69 178L68 179L66 177L67 175H65ZM61 175L62 176L65 175V178H64L65 180L63 179L64 176L61 177ZM16 177L19 179H17ZM28 178H29V180H28ZM85 178H87V179H85ZM99 178H101V179H99ZM16 179L19 181H17ZM103 179H105V180H103ZM76 180H77V183H74V182H76ZM82 180H83V182H82ZM87 180L90 182H93V183H89ZM45 181H47V182H45ZM59 181H62L63 185L65 182L69 181V182H67V185L69 188L71 187L73 190L71 189L72 191H66V192H68V196L63 194V192L58 191V188L60 187V186H58ZM15 182H16V184H15ZM19 182H20V186L23 185L21 188H20V186H18ZM70 182H72L71 185H70ZM43 183H46V184H43ZM13 184H15V186H13ZM85 185H87V186H85ZM28 186H29V188H28ZM44 186H46V190H45ZM110 187L113 189H111ZM94 188L97 189V192ZM25 190L30 192L31 194L33 193L32 196H31V194L26 193ZM17 191H19V193ZM34 191H36V193ZM103 191L106 192L108 195L106 194L107 196H104L105 193ZM59 193H60V195H59ZM101 193H102V197H101ZM120 193L122 194V196ZM21 194H22V196H19V197L17 196V195H21ZM43 194L45 196H42ZM13 195H16V196H13ZM13 197L18 198V199L17 200L15 199L16 200L15 201V200H13ZM21 197L22 198L24 197L23 198L24 200L22 202H24L25 199L26 200L28 199V200H30V204H28L24 207L23 203L20 201V199H22ZM31 197H35V198H31ZM36 197H39V198H36ZM65 197H66V199H65ZM86 197H88V198H86ZM143 197H145V198H143ZM94 199H95V201H94ZM101 199H102V202H101ZM118 199H120L124 202L126 199L128 201V203L126 201L127 204H129V202H130V204H129L130 208L132 207V204H133V207H135V208L139 207V208L137 210H135V212L133 210L127 208V207L122 208L120 206V204L118 203ZM58 200H59V203H58ZM32 201H34L35 203L37 202V204L39 202L38 206H35L37 204L33 205L34 202H32ZM70 201H72V202H70ZM77 201H79L80 203L77 204ZM83 201H84V203H83ZM41 202H42V204H41ZM64 202L66 204H69V207ZM100 202H101V205L103 207L101 205H99ZM107 202H109L110 205ZM247 202H248V200H247ZM91 203H92V205H91ZM241 203H242V200H241ZM244 203H246V201L244 202V199H243L242 204H244ZM61 204H62V206H61ZM30 205H31V207H30ZM89 205H91L90 208H89ZM104 205L107 207V209L109 211L106 209V207ZM81 206H82V208H80ZM62 207H63V209H62ZM64 207L67 211L64 209ZM104 207H105V209H104L105 211L101 210ZM110 207H111L112 211L110 210ZM25 208L27 209V211H25L26 210ZM17 210L21 213H19ZM62 210H63V212H61ZM124 210H125V212H123ZM58 211H59V213H58ZM80 211L82 214L80 213ZM98 211H100V213H97ZM139 211H140V209H139ZM89 212H91V213H89ZM26 213H28V214L26 215ZM111 213H113L114 216ZM125 213H127V214H125ZM72 214H74V216ZM110 214H111V216H110ZM120 214H122V215H120ZM22 215H24V216L22 217ZM60 215L62 217H60ZM49 216H51V219L49 218L48 220H46V217H49ZM63 216H65V217H63ZM90 216H92V217H90ZM122 216H124V217H122ZM110 217H111V219L109 220ZM17 219H12V221H17ZM60 219H61V221H60ZM119 219H122L121 220L122 224L121 223L119 224V222H121V221H119ZM103 220H105L104 223H107V222L108 223L103 224V222H101ZM125 222H126V224H125ZM19 223L20 222L18 221V223H15V224L18 226ZM50 224L52 225V227ZM100 224H102V228H101ZM105 225H106V228H105ZM80 226L82 227V230L80 229ZM113 226L116 229L115 231H113L114 230V228H112ZM97 227H99V228H97ZM51 230L55 231L53 229H51ZM27 232L28 231H26V230L21 231L22 234H27ZM104 232H107L108 234H106V236H103L102 238H100V235ZM11 234L16 235L17 233H15V232L13 233V231H12ZM11 234H9V236L12 237ZM164 234H163V238L165 240L169 241V239H170L169 231L165 232ZM13 237H15V236H13ZM18 237L19 238L15 239L16 241L21 242V243L22 242H24V243L28 242V241L25 242V240L21 236H18ZM100 240H102V241H100ZM104 243H102V244H104ZM245 243H246L245 241L242 243H239L240 244L239 248L243 247V250L246 251L248 255L252 256L253 259H256L255 248L253 246H251L249 243H247L246 245H245ZM248 244H249L250 248H248L249 247ZM75 246H76V249H72L71 247H69L67 250V253L72 252L73 254H75L76 251L81 248L78 245H75ZM45 247H46L45 252H49L50 254H53V256L55 255L56 250L52 246H45ZM98 248L100 249L99 246H98ZM246 248L249 251H247ZM107 249H109V248H107ZM60 255H64V253H61ZM49 258H51V257H49ZM114 259L113 260L111 259L113 264H116V263L121 264V262H119L118 260H116V262H115ZM238 259L242 260V258L240 256ZM243 259H245V258H243ZM241 260H238V261H240V264H247L246 259L242 260V261ZM130 263L131 264H138V262H136L134 259H132V261ZM130 263H126V264H130Z\"/></svg>",
	"mask_w": 264,
	"mask_h": 264
}]
</instances>
